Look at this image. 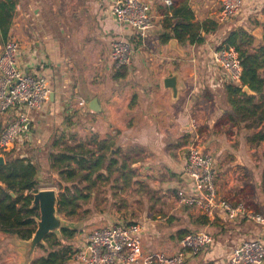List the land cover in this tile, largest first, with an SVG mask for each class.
<instances>
[{"label":"crops","instance_id":"obj_1","mask_svg":"<svg viewBox=\"0 0 264 264\" xmlns=\"http://www.w3.org/2000/svg\"><path fill=\"white\" fill-rule=\"evenodd\" d=\"M142 1L152 18L143 41L110 16L106 0H17L7 39L0 35V54L7 40L18 41L19 69L44 76L50 94L40 110L30 112L29 130L9 154L39 166V186L47 183L39 190H55L50 183H58V175L47 167L51 153L64 142L95 150L98 142H105L116 161L110 169L113 175L133 172L132 186H119L115 196L137 198L135 216L124 223L142 225L144 254H175L179 232L206 231L213 237L212 245L196 255L186 254L184 264H226L238 243L261 238L264 244V229L248 219L227 220L221 213L201 225L197 219L202 213L180 203L177 193H190L183 178L185 157L189 145L199 142L214 161L219 199L237 203L243 198L247 207L249 202L264 206L262 194L259 201L264 166H259L257 148L247 141L260 127L249 130L230 121L225 93L230 81L211 57L232 29L241 28L262 40L264 0H243L236 17L225 23L216 20L219 0L182 2L193 12L192 24L204 26L198 45L175 38L162 42L161 35L170 33L173 22L169 6L163 0ZM124 38L133 46L132 61L115 69L110 46ZM173 39L176 43L170 42ZM170 75L178 77L175 98L164 87ZM92 100L97 101L96 110L88 107ZM12 115H0V130ZM125 190L128 196L123 195ZM250 190L252 197L246 199ZM119 211L105 212L107 217H95L80 227L72 240L73 251L85 247L86 236L94 229L123 223ZM18 242L0 232V264H19Z\"/></svg>","mask_w":264,"mask_h":264},{"label":"built area","instance_id":"obj_2","mask_svg":"<svg viewBox=\"0 0 264 264\" xmlns=\"http://www.w3.org/2000/svg\"><path fill=\"white\" fill-rule=\"evenodd\" d=\"M103 1V0H102ZM108 12L131 36L143 41L152 27L150 9L142 0H106ZM170 6V0H163ZM216 20L225 23L239 13L243 0H219ZM130 36V35H129ZM20 44L7 40L0 54V115L13 112L0 130V155L9 154L22 142L29 130L32 111L40 110L48 101L50 90L42 75L27 74L19 69L16 56ZM133 46L128 38L117 39L110 46V60L115 69L131 64ZM212 62L221 67L230 82L240 83L242 66L235 49L220 43L212 52ZM184 175L190 187L185 195L178 191L179 202L194 206L208 219L221 213L227 220L248 219L264 229V215L253 212L243 202L219 199L215 187L216 168L210 154L199 142L189 145L185 157ZM183 175V176H184ZM184 178V177H183ZM185 179V178H184ZM142 225L117 223L96 228L85 239V247L73 251L75 264H184L186 254L196 255L212 245L213 237L201 231L185 235L175 254L145 255L141 243ZM226 264H264V244L261 238L238 243L227 257Z\"/></svg>","mask_w":264,"mask_h":264},{"label":"trees","instance_id":"obj_3","mask_svg":"<svg viewBox=\"0 0 264 264\" xmlns=\"http://www.w3.org/2000/svg\"><path fill=\"white\" fill-rule=\"evenodd\" d=\"M170 1L168 11L172 14L173 22L168 28L171 31L162 34L160 40L167 42L170 38H175L180 43L198 45L199 33L204 30V26L192 24L193 12L182 3L186 0ZM16 3L17 0H0V35L4 41L7 39ZM164 21L168 22L169 19L165 18ZM223 43L235 49L242 66L240 83L230 82L225 87L227 103L232 111L229 119L234 125H244L249 130L260 127L259 131L247 137L250 146L258 149L264 142V33L262 40L257 41L245 30L236 28L228 32ZM240 86L247 87L256 95H247ZM109 148L102 141L97 143V150L83 145L63 147L47 157L48 169L58 175L59 216L74 223L87 224L98 216L92 217L93 212L89 209L81 212V204H87L90 200L96 202V193L102 187L108 186L106 190L113 191L108 195L113 199L119 186H132L134 176L131 170L113 180L110 178L113 175L110 169L115 166L116 161L112 157L107 159ZM4 159L5 163L0 166V232L20 240H28L35 230V219L39 217L38 208H31V195L39 190L41 182L39 166L26 158L12 157L11 154H5ZM121 168L124 169L123 166ZM261 187L264 200V169ZM10 192L15 197H11ZM251 192L253 193L251 190L245 193L244 197L251 198ZM238 201L244 203L243 198ZM248 206L255 212L260 209V205L253 202H249ZM104 213L102 211L100 214ZM197 221L201 225L209 222L205 216L199 217ZM77 233V230L63 229L60 237L48 234L45 246L38 247L43 255L34 258L31 264H66L73 253L72 240ZM187 234L190 233L179 232L178 240Z\"/></svg>","mask_w":264,"mask_h":264},{"label":"water","instance_id":"obj_4","mask_svg":"<svg viewBox=\"0 0 264 264\" xmlns=\"http://www.w3.org/2000/svg\"><path fill=\"white\" fill-rule=\"evenodd\" d=\"M171 43H176V40H171ZM178 77L170 75L164 80V87L168 89L172 96L177 97L178 93ZM242 91L249 93L247 87H241ZM97 101L92 100L89 103L90 110H96ZM5 163L3 155H0V166ZM184 178L187 180L186 175ZM1 186V184H0ZM11 197H15L14 193L10 192ZM31 208H38L39 217L35 219V230L28 240H20L15 237L19 247V264H31L35 258V252L39 246H45V237L48 234H55L60 237V232L63 229L78 230L82 226L80 223H74L64 219L57 214L58 195L54 189L38 190L32 195Z\"/></svg>","mask_w":264,"mask_h":264},{"label":"rangeland","instance_id":"obj_5","mask_svg":"<svg viewBox=\"0 0 264 264\" xmlns=\"http://www.w3.org/2000/svg\"><path fill=\"white\" fill-rule=\"evenodd\" d=\"M160 7L161 6L159 5V8ZM262 144L257 149L258 150L257 160L259 162V166L260 167H263L264 166V146H262ZM68 145H71L70 147H77L76 146L77 143L74 144L73 141H70L69 143L64 142L63 147L64 146H68ZM110 156L111 155L108 153L107 159ZM114 177H115L114 175H111L110 176V178L112 180L114 179ZM109 183H110V181H108V184ZM44 185H47V183L46 182L45 183L42 182L41 185L38 188H40V187H42ZM50 185L55 188L56 193L58 195V191H59L58 190V183L57 182L50 183ZM107 188H108V186L107 187H102L101 188V191L99 189V192L96 193V195H97L96 202L93 201V200H90L87 204H81L80 211L82 212L85 209H89L90 211L93 212L92 217L93 216H98V217L99 216H105V217H107V215H102L100 213L102 211H104V212H108L109 214L110 213L113 214V212H115L117 209H120L121 211L118 212V217L120 219H122V222H126V219H131L133 216H135L134 215V212H135V208H137V207H135L134 205L138 203L137 198L133 194H131V196L130 197H127V198L119 195L118 197H115V198L111 199V197H109L108 195L110 193H113V191H108V190H106ZM124 192L125 193H123V195H127L128 194V192H126V190ZM261 194L262 193H259V195H260L259 196V201H261L260 200V197L262 199ZM262 202H264V201H261V203ZM259 207H260V209L256 213H259V214H263L264 215V206L260 205ZM80 224H82V226H81V228H82L84 226V223H80ZM41 255H43V252L41 250L37 249L36 252H35V258H37V257H39Z\"/></svg>","mask_w":264,"mask_h":264}]
</instances>
